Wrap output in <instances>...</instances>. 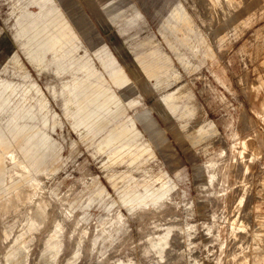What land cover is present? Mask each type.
I'll return each mask as SVG.
<instances>
[{
    "label": "rangeland",
    "instance_id": "rangeland-1",
    "mask_svg": "<svg viewBox=\"0 0 264 264\" xmlns=\"http://www.w3.org/2000/svg\"><path fill=\"white\" fill-rule=\"evenodd\" d=\"M232 1L0 0V264L264 262V0Z\"/></svg>",
    "mask_w": 264,
    "mask_h": 264
},
{
    "label": "crops",
    "instance_id": "crops-1",
    "mask_svg": "<svg viewBox=\"0 0 264 264\" xmlns=\"http://www.w3.org/2000/svg\"><path fill=\"white\" fill-rule=\"evenodd\" d=\"M229 1L233 2L232 0H229ZM113 5L114 4H108L107 8L112 9ZM82 21H83V19L81 21L80 20L78 21V19H77V22H82ZM75 22H76V20H75ZM86 62H90V61L89 60L84 61V63H86ZM89 72L91 73V75H94L98 72V69L96 72L95 71L93 72L92 70L88 71V73ZM111 76H112L113 82L115 84H118L119 82H121V83H119L118 85L127 83L126 79H124L123 74H121L117 71L112 72ZM177 76H178L177 73L169 74L168 70H162L160 74H158L157 76L154 77L155 83H154L152 89L153 88L157 89V88L161 87L163 84L169 83L170 79L172 77L175 80L177 78ZM75 83H77V82H75ZM87 83H88V80H87ZM260 85L263 86L264 81H261ZM95 86L96 87L93 91H86L85 90L83 92V90H84L83 87H80L77 83V87L80 89V95H79V101H78L80 104L79 105V112L80 111L86 112V111H92V110L99 111L100 116H101V120H105V121H109L106 116L116 117V116L120 115L123 112L124 107L121 105V101L118 98V96L115 93H113L112 91L109 92V89L104 88V86H102V83H98ZM181 86L182 85L178 86V88H180ZM258 87H260V86H258ZM70 90H72V87ZM70 93H71V91H70ZM82 94L85 95L83 100H81ZM88 95H91V97H88ZM171 96H172L171 91H166L165 93L161 94L159 97L162 99V101H165V100H168ZM137 103H139L137 100H132V101H130V103L128 102L127 105L129 107H131L133 105H136ZM90 104L94 105L93 108H89ZM130 121H132V119ZM124 123H130V122H124ZM118 125H116V126H118ZM107 135L108 134H106L104 136V142H106L108 140ZM260 264H264V262H260Z\"/></svg>",
    "mask_w": 264,
    "mask_h": 264
},
{
    "label": "bare ground",
    "instance_id": "bare-ground-1",
    "mask_svg": "<svg viewBox=\"0 0 264 264\" xmlns=\"http://www.w3.org/2000/svg\"><path fill=\"white\" fill-rule=\"evenodd\" d=\"M77 21V20H76ZM119 83H121V82H119ZM118 83V84H119ZM92 91V90H90V88H84V90H83V92L84 91ZM85 97V95L84 94H82V96H81V100L83 99ZM113 99V98H112ZM131 123V122H130ZM130 123H127V124H124V126L122 127V128H118L119 130H117V131H115L114 133H112L110 136H108L107 137V141L106 142H104V145L105 146H114L115 144H117V143H119V140L122 138V137H124L126 134H128L129 132H131L132 131V129H133V125H130ZM155 135H153L156 139H155V141L156 140H162L163 138H164V136H163V133L161 132V131H158V132H156V133H154ZM152 139H154V138H152ZM118 151L119 150H117V151H113L114 153L113 154H111V156H114V157H117V155L116 154H118ZM12 159H14V158H12ZM20 162V161H19ZM19 166H21L20 164H19ZM11 181V179L10 180H8V182H10ZM162 189L160 190V191H152L153 192V194H155L156 195V193H165V192H167V186H166V184H164V187H161ZM145 190H149L148 188H143V191L145 192ZM143 191H141V192H143ZM152 196V195H151ZM132 196H130V195H127L126 197H124L123 199H128V198H131ZM11 203V202H10ZM12 205H13V202H12Z\"/></svg>",
    "mask_w": 264,
    "mask_h": 264
}]
</instances>
